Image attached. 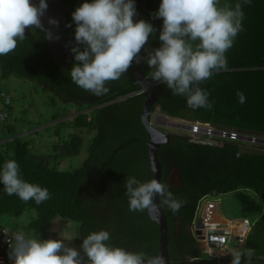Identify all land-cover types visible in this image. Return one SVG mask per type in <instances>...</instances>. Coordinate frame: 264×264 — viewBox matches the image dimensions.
Returning a JSON list of instances; mask_svg holds the SVG:
<instances>
[{
  "label": "trees",
  "instance_id": "obj_1",
  "mask_svg": "<svg viewBox=\"0 0 264 264\" xmlns=\"http://www.w3.org/2000/svg\"><path fill=\"white\" fill-rule=\"evenodd\" d=\"M63 1L73 10L85 2ZM222 2L233 7L242 4L243 31L226 53L228 69L214 73L200 84L208 92L212 108H189L185 97L173 96L166 85L158 82L159 95L153 110L158 108L169 117L186 119L193 124L264 135V0H250L247 4L244 0ZM145 3L146 7L141 11L143 20L157 31L151 34L144 48L153 49L161 44L159 33L163 20L153 18L161 0H145ZM71 14L67 13V25L71 26L66 29L75 37L76 25ZM26 37L13 52L0 56V77L20 75L52 92L53 102L59 99L64 104H75L77 113L69 123L65 120L57 123L58 126L68 123L74 128L62 142L63 155L79 153L82 145L79 131L85 128L92 131V135L87 156L80 166L71 170L50 166L43 155L33 153L29 142L16 134V120L20 118L8 122L12 116V101L10 98L7 104L1 98L0 113H5V117L0 125L7 132L6 145L11 146V151L0 149V168L5 160H16L21 177L47 188L50 199L39 205L34 200L24 202L16 195H7L0 183V215H19L33 209L35 216L28 227L42 235L49 223L60 217L78 224L77 243L82 244V239L93 231L106 230L111 237L108 243L113 246L157 255V224L149 218L147 210L129 211L124 195L123 184L127 176H135L141 182L152 178L147 152L150 136L140 119L146 93H135L140 86L134 77V63L119 80L106 84L107 93L97 96L71 81V70L54 60L43 32L36 30L33 33L30 29V35ZM80 47L83 49L82 45ZM146 54L143 49V57ZM149 71L151 69L143 60V73L151 80ZM238 91L246 97L243 104L238 101ZM0 93L6 92L0 88ZM122 96L127 97L118 99ZM59 117V113H54L51 120ZM157 154L162 167L161 182L168 185L176 198L186 201L175 213L159 203L167 217L171 263L215 264L213 259L199 253L195 238L188 235L187 228L195 218L200 200L206 195L248 189L256 194L263 211L247 234L244 250H254L251 264H264V151L243 150L239 143L229 139L219 143L197 142L188 134L170 133L169 141L159 146ZM175 168L180 173L179 186L167 180ZM225 260L232 264V256ZM247 261V257L241 258V264H247Z\"/></svg>",
  "mask_w": 264,
  "mask_h": 264
},
{
  "label": "clouds",
  "instance_id": "obj_2",
  "mask_svg": "<svg viewBox=\"0 0 264 264\" xmlns=\"http://www.w3.org/2000/svg\"><path fill=\"white\" fill-rule=\"evenodd\" d=\"M47 7L46 0H0V56L13 52L18 43L27 39L26 28L33 33L40 30L45 39H59L43 27L41 18ZM71 15L77 46L71 49L75 63L69 74L78 87L103 95L109 91L107 83L119 80L133 63L144 60L151 69V81L166 85L173 96L185 97L187 106L194 110L212 108L209 94L200 84L228 69L226 53L243 31L244 19L240 3L233 7L221 4V0H161L153 16L163 20L161 44L145 49L149 35L157 30L143 19L134 21V0H85ZM48 23L59 26L54 18H49ZM142 49L147 53L144 57L140 56ZM236 95L239 103L246 101L243 92ZM0 183L7 195H16L24 202L34 200L39 205L50 199L47 188L21 177L14 159L5 160L0 168ZM123 186L129 211L157 208V196L159 203L173 213L186 203L155 178L141 182L135 176H127ZM110 239L106 230L93 231L77 249L60 239H41L37 234L18 232L9 241L8 256L11 264H165L162 255L128 251L108 243ZM230 252L232 264H241L242 257L251 264L253 249Z\"/></svg>",
  "mask_w": 264,
  "mask_h": 264
},
{
  "label": "rangeland",
  "instance_id": "obj_3",
  "mask_svg": "<svg viewBox=\"0 0 264 264\" xmlns=\"http://www.w3.org/2000/svg\"><path fill=\"white\" fill-rule=\"evenodd\" d=\"M221 4H224L221 0ZM1 72V70H0ZM0 88L9 94L12 101V116L8 122L16 117V134L22 139L29 142L30 150L35 154L43 155L50 166H55L58 169L71 170L80 166L87 156L88 142L90 141L92 131L82 129L79 134L82 137V145L78 154L63 155L62 142L67 135L74 130L68 124L77 112L75 104L62 103L59 99L56 103L52 101L53 93L43 90L37 83L26 79L17 74H10L6 78L0 77ZM54 113H59L60 117L56 120H51ZM165 115L162 111L156 108L151 115V119L156 120L158 127L169 133L190 134V130L184 131L176 126H166L163 122ZM174 122H184L193 124L192 121L186 119L169 117ZM65 120L68 123L58 126V121ZM167 120V119H166ZM216 128V127H215ZM7 132L0 125V149L11 151V146H7ZM241 136L246 135L255 137V140L236 138V141L241 146V149L248 151H264V135L240 132ZM211 143H219L224 139H218L212 135H199ZM203 139V140H204ZM231 140V139H229ZM7 146V147H6ZM169 177L174 181L175 174L171 171ZM209 198L216 200L218 211L227 218L243 219L246 218L250 224H253L256 219L262 214L263 205L259 201L254 192L248 189H237L225 194H217ZM35 216L33 209L25 210L19 215L2 214L0 215V225L7 227L11 231H22L26 234H37L41 239H60L69 246L80 248V243L76 242V229L78 224L72 220L63 221L60 217L54 218L47 226L46 232L42 235L39 231L28 227V223ZM198 242V239H196Z\"/></svg>",
  "mask_w": 264,
  "mask_h": 264
},
{
  "label": "water",
  "instance_id": "obj_4",
  "mask_svg": "<svg viewBox=\"0 0 264 264\" xmlns=\"http://www.w3.org/2000/svg\"><path fill=\"white\" fill-rule=\"evenodd\" d=\"M31 3H38V0H30ZM136 7V15L133 17L134 21H138L144 18V14L141 12L146 7L145 0H134ZM48 5L44 16L41 18L44 29H50L54 36H59L58 40L46 39L47 45L54 60L63 68L71 70L73 67L74 57L71 49L76 46L75 37L73 33L67 31V13L73 12V7L66 4L63 0H46ZM49 18H54L59 22V26L56 27L48 23ZM30 35V28H26L25 36ZM151 34L149 35L147 43L150 41ZM146 43V44H147ZM140 56L143 57V49L141 50ZM133 72L136 82L139 84L140 89L135 93L145 92V97L141 112V122L147 132L149 133V140L147 142V152L149 157V165L152 171V178L161 181L162 167L158 159V148L160 145L165 144L169 141L170 133L161 130L158 126L156 116L151 119L153 114V105L158 99V88L155 81L149 80L143 73V60L140 63H134ZM128 96V95H127ZM127 96H122L118 99H124ZM162 115V114H160ZM165 120L163 121L166 126L177 127L181 130L188 131L197 128L198 125L184 123L169 119L168 115H162ZM167 119V120H166ZM189 121V120H188ZM175 178L173 181L174 186L180 185V173L178 169H173ZM171 179V178H170ZM171 181V180H170ZM155 203H157V208L148 209L147 213L149 218L154 221L158 226V253L157 255H162L165 259V264H172L169 250H168V226L167 217L163 212L161 206L159 205V197L155 198ZM192 226H188L189 234H192ZM194 234L197 236L199 230H194Z\"/></svg>",
  "mask_w": 264,
  "mask_h": 264
},
{
  "label": "built area",
  "instance_id": "obj_5",
  "mask_svg": "<svg viewBox=\"0 0 264 264\" xmlns=\"http://www.w3.org/2000/svg\"><path fill=\"white\" fill-rule=\"evenodd\" d=\"M1 98L4 103L8 104L10 101L8 93H0V102ZM4 117L5 113L1 112L0 121H2ZM198 127L195 129L193 128L191 131L192 133H190L192 140L197 142L206 140L199 135L207 134L216 138L218 137V139L232 140L242 137L244 139L255 140V137L253 136H241L238 131L228 128H215L211 125L201 127L207 130L202 133H197ZM193 223L194 226H192V229L199 230V234L196 238L198 239V242H200V254L205 258L213 259L215 264H227L225 258L232 256L230 252L231 250L243 249L245 247L247 234L253 225L250 224L246 218L226 219L223 224L216 223L215 225H210V223L206 224L204 221H201L200 223L194 221ZM18 232L22 231H11L7 227L0 225V264H11L8 256V253L11 250L9 241H11Z\"/></svg>",
  "mask_w": 264,
  "mask_h": 264
},
{
  "label": "crops",
  "instance_id": "obj_6",
  "mask_svg": "<svg viewBox=\"0 0 264 264\" xmlns=\"http://www.w3.org/2000/svg\"><path fill=\"white\" fill-rule=\"evenodd\" d=\"M215 196L217 195L216 193H210L207 196H205L198 204L197 206V210L195 213V218L193 220L200 223L201 221H204L206 224L210 223V225H215L216 223H220L223 224L224 221H226V219H231V218H227L224 215H222L219 211H218V205H217V201L213 200L211 198H209L210 196ZM190 224L191 226H194L193 223ZM192 229V228H191ZM194 230L196 229H192V234L189 235H193L195 238V246L197 248V250L199 251V246H200V242H197V238L196 235L194 234ZM245 247L242 249L244 250ZM200 253V251H199Z\"/></svg>",
  "mask_w": 264,
  "mask_h": 264
},
{
  "label": "bare ground",
  "instance_id": "obj_7",
  "mask_svg": "<svg viewBox=\"0 0 264 264\" xmlns=\"http://www.w3.org/2000/svg\"><path fill=\"white\" fill-rule=\"evenodd\" d=\"M153 120V119H152ZM194 125H198L199 127H198V129H197V133H202V132H204V131H206L207 129H203V128H201V127H207V126H204V125H201V124H198V123H194ZM192 130H190V132H191Z\"/></svg>",
  "mask_w": 264,
  "mask_h": 264
},
{
  "label": "flooded vegetation",
  "instance_id": "obj_8",
  "mask_svg": "<svg viewBox=\"0 0 264 264\" xmlns=\"http://www.w3.org/2000/svg\"><path fill=\"white\" fill-rule=\"evenodd\" d=\"M67 30V29H66ZM67 31H70V30H67ZM70 32H72V31H70ZM73 33V32H72ZM73 36H74V34H73ZM172 171V170H171ZM171 171H170V173H171ZM170 175V174H169ZM167 180H168V182L170 183V184H172L173 185V181H170V177L168 176V178H167ZM187 231H188V228H187ZM188 235H189V232H188Z\"/></svg>",
  "mask_w": 264,
  "mask_h": 264
}]
</instances>
